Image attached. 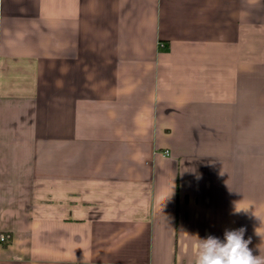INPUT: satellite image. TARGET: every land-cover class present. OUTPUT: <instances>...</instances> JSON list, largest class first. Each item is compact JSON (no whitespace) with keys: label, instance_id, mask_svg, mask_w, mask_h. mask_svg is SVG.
<instances>
[{"label":"crops","instance_id":"obj_1","mask_svg":"<svg viewBox=\"0 0 264 264\" xmlns=\"http://www.w3.org/2000/svg\"><path fill=\"white\" fill-rule=\"evenodd\" d=\"M264 257V0H0V264Z\"/></svg>","mask_w":264,"mask_h":264},{"label":"clouds","instance_id":"obj_2","mask_svg":"<svg viewBox=\"0 0 264 264\" xmlns=\"http://www.w3.org/2000/svg\"><path fill=\"white\" fill-rule=\"evenodd\" d=\"M244 233L240 228L226 230L223 240L211 235L199 239L194 264H264V257L253 255Z\"/></svg>","mask_w":264,"mask_h":264},{"label":"built area","instance_id":"obj_3","mask_svg":"<svg viewBox=\"0 0 264 264\" xmlns=\"http://www.w3.org/2000/svg\"><path fill=\"white\" fill-rule=\"evenodd\" d=\"M0 241L1 242H6L7 241V237L6 236H0Z\"/></svg>","mask_w":264,"mask_h":264}]
</instances>
